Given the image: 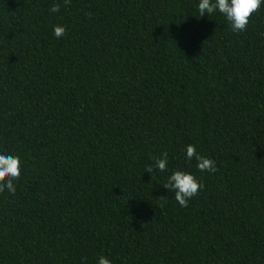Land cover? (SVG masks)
Returning a JSON list of instances; mask_svg holds the SVG:
<instances>
[{"label":"trees","instance_id":"1","mask_svg":"<svg viewBox=\"0 0 264 264\" xmlns=\"http://www.w3.org/2000/svg\"><path fill=\"white\" fill-rule=\"evenodd\" d=\"M197 2L0 0V264H264V4L232 32Z\"/></svg>","mask_w":264,"mask_h":264},{"label":"clouds","instance_id":"2","mask_svg":"<svg viewBox=\"0 0 264 264\" xmlns=\"http://www.w3.org/2000/svg\"><path fill=\"white\" fill-rule=\"evenodd\" d=\"M264 0H198L196 9L200 17L219 14L227 22L232 32H242L248 23L250 15L255 12ZM51 13L59 11V5L53 4L49 10ZM62 25L53 26L52 35L57 39L65 33ZM186 162L195 161L196 169L203 172H214L213 160L200 155L194 145L188 144L182 150ZM153 169L159 172L168 171V153L162 152L160 156L153 157V164L146 171L151 173ZM21 174L20 158L6 149H0V192L7 191L15 193L13 180ZM163 187L174 195L175 201L181 207H186L188 201L196 196L204 185L198 181L190 172L183 170H172L166 178ZM83 264V258H81ZM95 264H112L111 260L104 255L96 258Z\"/></svg>","mask_w":264,"mask_h":264}]
</instances>
